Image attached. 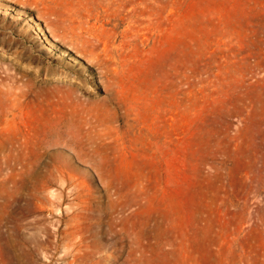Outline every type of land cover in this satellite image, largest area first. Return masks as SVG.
I'll return each mask as SVG.
<instances>
[{"label": "rangeland", "instance_id": "obj_1", "mask_svg": "<svg viewBox=\"0 0 264 264\" xmlns=\"http://www.w3.org/2000/svg\"><path fill=\"white\" fill-rule=\"evenodd\" d=\"M23 1L0 0V264H264V0H56L84 28L56 37Z\"/></svg>", "mask_w": 264, "mask_h": 264}, {"label": "bare ground", "instance_id": "obj_2", "mask_svg": "<svg viewBox=\"0 0 264 264\" xmlns=\"http://www.w3.org/2000/svg\"><path fill=\"white\" fill-rule=\"evenodd\" d=\"M11 3H14V2H18V0H9ZM104 1V0H103ZM113 1V2H112ZM63 2V1H62ZM129 2H131V0H118V2H117V0L115 1V0H108V2H107V4L109 3V5H113V6H116L117 8H118V10L119 9H124L125 11H127V14H128V18H130L132 15H129V9L127 8V7H129L128 6V4H129ZM22 6L24 7V8H26V7H28V6H30V8L31 9H37V11H39V14H40V12L42 11V13L43 14H45L46 16H47V18H48V16H50V15H54V16H57V17H59L58 18V20L57 21H59V22H56V26L55 25H53L54 27L52 28L51 27V24L52 23H50V22H48V26L51 28V31L54 33V35L55 34H60L61 35V33H66L68 30H71V32H72V34H74L75 33V30L76 29H78V30H80L79 32H80V34L82 33V31H83V27H81L79 24L78 25H76V24H69V23H66V17L65 16H63V14L64 13H62V11L60 10V8H59V4H58V2L56 1V0H32V3H28V1H23L22 2ZM60 4H62V3H60ZM104 4H106L105 2H104ZM117 4V5H116ZM108 7V6H107ZM109 8H114V7H108V9ZM132 8V7H131ZM130 8V9H131ZM28 9V8H27ZM106 9V8H105ZM135 9V8H134ZM122 11V10H121ZM31 12V11H30ZM80 12V11H79ZM113 12H115V11H113ZM116 12H118V11H116ZM111 13V12H110ZM123 13V12H122ZM131 14V13H130ZM136 14V13H135ZM134 14V15H135ZM45 15H43V16H45ZM108 15V14H107ZM107 15H105V16H107ZM117 15V14H116ZM40 16V15H39ZM100 16H98V18H99ZM46 18V17H45ZM44 18V19H45ZM46 18V19H47ZM97 18V17H96ZM102 18V17H101ZM100 19V18H99ZM132 19H134V17L132 18ZM51 20V19H50ZM85 20H87V19H85ZM97 20V19H96ZM56 21V20H55ZM100 21V20H99ZM103 21V20H102ZM132 21V20H131ZM86 22V21H85ZM89 22V21H88ZM97 22H98V20H97ZM53 23H55L54 21H53ZM78 23V22H77ZM96 23V22H95ZM101 23V22H100ZM103 24H105V22H103ZM102 24V27L104 26ZM86 25V24H85ZM91 25H92V23H91ZM101 25V24H100ZM100 25H99V27H100ZM85 27V26H84ZM86 27H87V25H86ZM1 28V27H0ZM97 28V27H96ZM101 28V27H100ZM59 30L61 31L62 30V32L60 33L59 32ZM102 30V29H101ZM71 32H69V33H71ZM85 32V31H84ZM88 32H89V36H90V38L88 37V39L86 38V37H84V38H86L85 40H83V36H81L80 34H77L76 35V37H77V40H80L81 42H83V47H84V44H87V46H89L90 47V49H91V53L93 54V55H95V57H97V59H98V61H100L99 62V64H101V57H104V60H105V64L106 65H108L109 64V62L111 61V59L113 58L112 57V55H110L108 52H107V49L106 48H104V50H103V54H102V52H101V50H99V36H97V34L95 33V27H92V26H89L88 27ZM18 33V32H17ZM58 34V35H59ZM22 35V34H21ZM59 35V36H60ZM13 36V35H12ZM59 36H57L58 38H59ZM54 37H56V35L54 36ZM62 37V36H61ZM65 37V36H64ZM66 37H68V36H66ZM27 39V38H26ZM69 39V38H68ZM67 39H65L64 38V41H66ZM1 41H2V38H1ZM3 42V41H2ZM70 42V41H69ZM107 44V43H106ZM105 45V44H104ZM73 47H75V46H73ZM79 47V46H78ZM104 47H106V46H104ZM77 48V47H76ZM75 49V48H74ZM79 49H81V48H79ZM100 49H101V47H100ZM109 50V49H108ZM80 51V50H79ZM89 51V50H88ZM90 52V51H89ZM90 56V55H89ZM101 56V57H100ZM91 62V61H90ZM104 62V61H103ZM93 63H95V62H93ZM96 64V63H95ZM95 64H94V66H95ZM104 64V65H105ZM94 66H93V68H94ZM109 66V65H108ZM97 67V66H96ZM104 67V66H103ZM105 67H107V66H105ZM100 69V68H99ZM104 68H102V70H103ZM109 69V68H108ZM108 69H105V70H108ZM108 72V71H107ZM47 92V91H46ZM52 94V93H51ZM51 96V95H50ZM52 98V97H51ZM25 152V151H24ZM24 154V153H23ZM22 154V155H23ZM25 155V154H24ZM27 156V155H26ZM43 156V155H42Z\"/></svg>", "mask_w": 264, "mask_h": 264}]
</instances>
